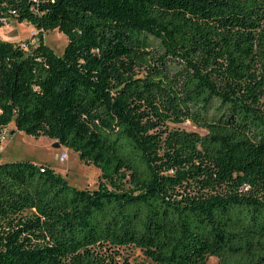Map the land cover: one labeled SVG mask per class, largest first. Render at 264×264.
<instances>
[{"label": "trees", "instance_id": "obj_1", "mask_svg": "<svg viewBox=\"0 0 264 264\" xmlns=\"http://www.w3.org/2000/svg\"><path fill=\"white\" fill-rule=\"evenodd\" d=\"M0 134L100 171L0 163V264H264V0H0ZM67 37L62 55L43 33ZM191 122L200 135L170 125ZM1 148V140H0Z\"/></svg>", "mask_w": 264, "mask_h": 264}, {"label": "rangeland", "instance_id": "obj_2", "mask_svg": "<svg viewBox=\"0 0 264 264\" xmlns=\"http://www.w3.org/2000/svg\"><path fill=\"white\" fill-rule=\"evenodd\" d=\"M57 30H50L43 33L45 44L50 47L55 54L62 55L66 45L67 37ZM39 32L32 25L9 21L0 27V41L21 44L32 42V46L38 44L37 36ZM171 128H179L200 135L205 134V130L198 128L193 123L187 121L179 125H170ZM6 130V141L1 143L0 163L14 161H34L40 165L50 166L62 175L68 183L77 189H95L98 186L100 171L94 165H86L80 161L78 154L70 149L53 147L52 142L47 137L34 138L23 132L15 131L14 124H10ZM14 131V133L12 132ZM67 153L68 158L60 161L58 155ZM126 264H153L146 259L140 250L136 248H124L121 252V262ZM216 257L211 256L206 264H217Z\"/></svg>", "mask_w": 264, "mask_h": 264}, {"label": "built area", "instance_id": "obj_3", "mask_svg": "<svg viewBox=\"0 0 264 264\" xmlns=\"http://www.w3.org/2000/svg\"><path fill=\"white\" fill-rule=\"evenodd\" d=\"M40 1H44V0H33V2H35V3H38V2H40ZM32 42L30 41V42H24V43H21V45H22V47L23 48H25V49H28L29 47H31L32 46ZM6 130H3L2 132H1V134H0V140H1V143L3 142V141H6ZM67 159V154L66 153H61L60 154V156H59V160L60 161H63V160H66Z\"/></svg>", "mask_w": 264, "mask_h": 264}, {"label": "crops", "instance_id": "obj_4", "mask_svg": "<svg viewBox=\"0 0 264 264\" xmlns=\"http://www.w3.org/2000/svg\"><path fill=\"white\" fill-rule=\"evenodd\" d=\"M12 132L14 133V131H12ZM49 141H51V142H52V146L55 147V143H56V142H55L54 140H51V139H50ZM60 147H62L63 149H66L65 147H63V146H61V145H60ZM61 153H64V152H61ZM61 153H60V154H61ZM60 154L58 155V159H59ZM66 154H67V153H66ZM67 158H68V154H67ZM31 162H33V163H35V164H38V165L41 164V163H36V162H34V161H31ZM51 168H52V167H51ZM53 169H54V168H53ZM54 170H55V169H54ZM55 171H56V170H55Z\"/></svg>", "mask_w": 264, "mask_h": 264}, {"label": "water", "instance_id": "obj_5", "mask_svg": "<svg viewBox=\"0 0 264 264\" xmlns=\"http://www.w3.org/2000/svg\"><path fill=\"white\" fill-rule=\"evenodd\" d=\"M55 147H60V144L56 142Z\"/></svg>", "mask_w": 264, "mask_h": 264}, {"label": "bare ground", "instance_id": "obj_6", "mask_svg": "<svg viewBox=\"0 0 264 264\" xmlns=\"http://www.w3.org/2000/svg\"><path fill=\"white\" fill-rule=\"evenodd\" d=\"M60 34V33H59ZM1 149H4V147L2 146Z\"/></svg>", "mask_w": 264, "mask_h": 264}]
</instances>
